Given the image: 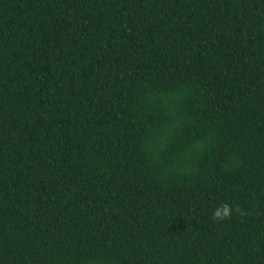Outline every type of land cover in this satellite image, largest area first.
I'll return each instance as SVG.
<instances>
[{
    "label": "trees",
    "instance_id": "16d2710c",
    "mask_svg": "<svg viewBox=\"0 0 264 264\" xmlns=\"http://www.w3.org/2000/svg\"><path fill=\"white\" fill-rule=\"evenodd\" d=\"M0 264H264V0H0Z\"/></svg>",
    "mask_w": 264,
    "mask_h": 264
},
{
    "label": "clouds",
    "instance_id": "9594fccd",
    "mask_svg": "<svg viewBox=\"0 0 264 264\" xmlns=\"http://www.w3.org/2000/svg\"><path fill=\"white\" fill-rule=\"evenodd\" d=\"M233 210V206L229 203H221L212 210L211 219L214 222L223 221L231 216Z\"/></svg>",
    "mask_w": 264,
    "mask_h": 264
}]
</instances>
